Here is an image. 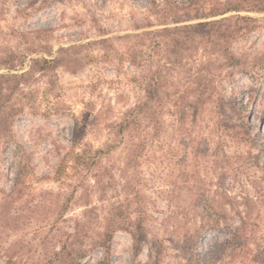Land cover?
<instances>
[{
  "label": "rangeland",
  "instance_id": "obj_1",
  "mask_svg": "<svg viewBox=\"0 0 264 264\" xmlns=\"http://www.w3.org/2000/svg\"><path fill=\"white\" fill-rule=\"evenodd\" d=\"M166 1L0 0V56L27 51L33 39L36 49L47 42L55 53L60 46L160 27L163 20L152 7ZM226 1L195 0L174 13L195 22V15ZM239 13L259 18L231 45L237 58L251 62L264 52V13ZM44 28L50 31L24 34ZM91 50L77 73L62 66L31 79L25 87L31 93L20 96L25 106L15 117V144L7 151L0 142V264H66L57 253L69 241L89 250L83 264H101L104 249L93 242L112 205L127 209L136 230L135 238L130 230L115 232L112 264H264V77L253 80L213 56L206 63L213 95L197 113L188 107L192 96L177 108L174 91L186 84L170 78L172 97L165 96L157 122L143 130L148 139L133 165L126 158L133 135L112 124L143 96V70L123 58L122 40ZM43 54L48 56L30 57ZM196 57L193 71L209 53L200 49ZM224 124L248 125L249 138L233 137ZM76 128L81 138L74 144ZM19 172L17 191L8 198ZM96 176L111 183L107 189L96 185ZM223 190L254 199L246 230L234 235L224 223L236 227L240 219L227 211L224 231L198 239L203 219L225 204Z\"/></svg>",
  "mask_w": 264,
  "mask_h": 264
},
{
  "label": "trees",
  "instance_id": "obj_2",
  "mask_svg": "<svg viewBox=\"0 0 264 264\" xmlns=\"http://www.w3.org/2000/svg\"><path fill=\"white\" fill-rule=\"evenodd\" d=\"M195 0H189L188 3H176L168 0L162 6L153 4V10L159 16L162 22L160 27L147 28L142 31H134L114 37H105L101 39L89 40L82 43H75L69 46H60L54 53L48 43L42 49H36L35 40L33 39L25 52H15L9 50L7 54L0 56V69L5 68V72H0V142L7 146V151L13 147V125L15 117L22 112L25 104L22 103L20 96L29 95L30 90L25 87L31 84L36 74L44 75L48 72H54L58 67H65L67 71L77 73L82 70L91 60L90 53L92 47L101 46L109 49V45L115 39L124 41V53L127 60L134 66L143 70L140 76L143 96L128 109L121 121L112 124L117 128L118 133L132 134L130 142H127L128 162L134 165L141 155L148 139L147 134L143 137L145 127L155 121L158 117L156 110L159 106H164L165 96L169 98L172 94L167 91L169 80L177 79L185 82V88H176L174 93L177 94L174 104L177 108L182 107L181 101H186L188 96H192V104L188 107L195 109L204 105L211 99L213 93L211 90L212 79L206 72V63L217 55L224 58L223 65L236 68V72L243 73L253 80H259L264 77V52L255 56L251 62L241 61L231 51L233 41L238 40L247 32L255 27L258 17L243 15L240 11H255L264 13V0H228L218 2L212 5L211 11L205 14L195 15L192 19H198L195 22H187L191 18L181 20L176 17L174 9H187L195 5ZM232 12V13H231ZM234 12V13H233ZM173 19L172 24L167 21ZM148 27H152L148 25ZM49 29H35L25 32L35 33L38 36L47 33ZM37 36V37H38ZM202 49L209 53L208 61H201L200 68L193 71V63L197 62V53ZM36 52L47 53L36 57H30ZM174 84V83H172ZM252 87L250 86L249 89ZM193 94V95H192ZM237 102V98H234ZM180 105V106H179ZM186 112L182 117H185ZM102 112L96 114L93 118L98 121ZM181 117V118H182ZM143 118H147V123L142 126ZM184 120V118H183ZM226 122V121H222ZM226 131L233 137L240 140H247L250 136L248 125H228L224 124ZM158 131V127L156 128ZM142 135V137H141ZM74 144L80 138L81 133L76 128L73 133ZM141 138H143L141 140ZM15 144V143H14ZM85 151V150H84ZM104 151L99 149L98 152ZM85 153V152H84ZM79 155V154H78ZM110 177L113 178V175ZM21 179V173L17 174L11 190L5 195L12 198L15 194L16 187ZM95 183L98 187L107 189L111 183L103 181L101 176L95 177ZM226 196L225 204L219 205L218 209H213L211 214L200 223L196 229L197 238H203L210 231H224L221 227L223 221L227 220V211H231L232 219L239 217L240 224L232 227L228 222L224 225L231 226L234 235L242 233L248 226L249 219L252 218L255 208L254 199L249 195H242L238 198L237 194L230 195L227 191H221L220 194ZM229 205V207H226ZM123 205H112L110 213L105 217L103 231L99 232V237L94 239L93 245L104 249V257L101 264H112L110 259V250L112 239L117 230H130L133 237H136V230L131 227L132 220L130 214ZM129 222V223H128ZM89 250L79 246L78 242L69 241L63 243L59 257L66 264H83Z\"/></svg>",
  "mask_w": 264,
  "mask_h": 264
}]
</instances>
